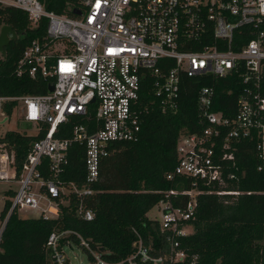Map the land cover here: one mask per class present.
<instances>
[{"label": "built area", "instance_id": "obj_1", "mask_svg": "<svg viewBox=\"0 0 264 264\" xmlns=\"http://www.w3.org/2000/svg\"><path fill=\"white\" fill-rule=\"evenodd\" d=\"M59 1L0 0V5L25 11L34 27L45 20L44 35L25 46L15 75L48 83L46 93L0 96V125L10 118L4 104L16 102L12 114L42 133L19 166L13 144L4 139L9 130L0 132V182L17 187L0 223V239L14 211L38 209L41 217L52 218L69 194L80 198V217L92 219L82 203L92 189L61 179L69 147L74 142L84 146L85 180L95 182L109 144L138 139L137 104L147 73L155 77L157 107L175 113L185 78L198 84L236 72L244 82L236 114L227 117L213 110L214 85H198L202 129L182 133L176 141V164L166 177L190 179L191 188L169 189L159 201L168 253L155 256L139 239L131 254L110 261L79 234V244L73 242L67 237L70 231L51 232L45 243L51 264H71L67 250L75 247L90 264L181 261L185 253L179 238L191 232L197 196L241 194L233 186L234 175L225 172V164L235 160L238 140L256 143L258 170H264V0H65L63 6ZM70 119H78L71 137L57 136L59 125ZM181 196L188 197L185 203Z\"/></svg>", "mask_w": 264, "mask_h": 264}, {"label": "trees", "instance_id": "obj_2", "mask_svg": "<svg viewBox=\"0 0 264 264\" xmlns=\"http://www.w3.org/2000/svg\"><path fill=\"white\" fill-rule=\"evenodd\" d=\"M58 3L63 6L66 1ZM47 9L63 11L49 5ZM2 25L10 26L17 38L10 40L4 47L5 53L0 54V96L46 93L48 83L43 79L15 75L25 46L31 39L44 35L45 20L34 27L25 11L0 5ZM154 79L149 72L142 82L137 104L138 139L109 144L108 154L99 162L95 182L85 180L84 146L74 142L69 147L68 164L61 179L73 182L80 189H92V193L82 198L92 219L80 217L77 212L80 198L74 194L59 204L58 215L52 218H22L14 211L1 234L0 264H51L45 243L51 232L61 231H70L67 237L77 244L79 239L75 233L79 234L110 261H119L131 254L139 239L155 256L169 252L159 221L146 214L164 199L165 191L191 188L190 179L169 180L166 175L176 164L175 145L179 135L202 129L197 86L214 85L213 110L232 117L238 110L244 82L236 72L226 78L200 80L198 84L194 79L185 78L179 109L175 113H163L155 102ZM15 106L16 102H10L3 109L11 116ZM73 121L78 119L60 124L57 136L71 137ZM41 135L35 130L10 129L6 133L4 139L13 144L19 166L30 144ZM236 146L235 160L225 164V172L234 175L233 186L241 194L197 196L196 211L189 221L191 232L179 238V248L185 256L173 264H264V170H258L260 160L254 141L240 139ZM187 199L181 196L182 203ZM9 206L10 201L5 200L1 221Z\"/></svg>", "mask_w": 264, "mask_h": 264}, {"label": "rangeland", "instance_id": "obj_3", "mask_svg": "<svg viewBox=\"0 0 264 264\" xmlns=\"http://www.w3.org/2000/svg\"><path fill=\"white\" fill-rule=\"evenodd\" d=\"M10 129H16L18 131H33L32 128L28 125L27 122L20 120L17 118L16 114L10 116V118L3 124L0 125V132H6ZM16 185H9L4 182H0V212L3 208L4 201L10 200L12 197V192L16 190ZM163 205L161 202H158L155 206H153L148 212L147 217L151 219L161 220L162 213L161 210ZM17 214L22 218H34L40 216V211L38 209H30V208H22L17 210ZM1 223V219H0ZM67 255L70 259L71 264H90V259L84 253L81 248L75 247L72 251L67 250Z\"/></svg>", "mask_w": 264, "mask_h": 264}, {"label": "water", "instance_id": "obj_4", "mask_svg": "<svg viewBox=\"0 0 264 264\" xmlns=\"http://www.w3.org/2000/svg\"><path fill=\"white\" fill-rule=\"evenodd\" d=\"M75 13H78L77 10H74ZM17 34L13 29L8 25H2L0 27V54L3 55L5 53L4 47L9 43L10 40L16 39ZM50 90L52 87L49 88ZM6 118H3L4 121Z\"/></svg>", "mask_w": 264, "mask_h": 264}]
</instances>
